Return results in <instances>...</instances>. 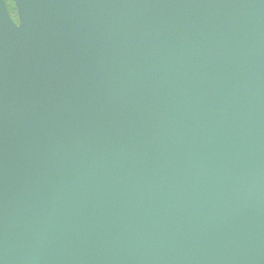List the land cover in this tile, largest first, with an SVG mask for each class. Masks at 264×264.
Returning <instances> with one entry per match:
<instances>
[{
    "label": "water",
    "instance_id": "95a60500",
    "mask_svg": "<svg viewBox=\"0 0 264 264\" xmlns=\"http://www.w3.org/2000/svg\"><path fill=\"white\" fill-rule=\"evenodd\" d=\"M0 0V264H264V0Z\"/></svg>",
    "mask_w": 264,
    "mask_h": 264
},
{
    "label": "rangeland",
    "instance_id": "374dc122",
    "mask_svg": "<svg viewBox=\"0 0 264 264\" xmlns=\"http://www.w3.org/2000/svg\"><path fill=\"white\" fill-rule=\"evenodd\" d=\"M12 1L13 0H7V5L9 8L10 14L13 17V19L16 21V23L20 24V16H19V12H18V8H17L16 4L14 3V6H10L11 5L10 3Z\"/></svg>",
    "mask_w": 264,
    "mask_h": 264
},
{
    "label": "trees",
    "instance_id": "16d2710c",
    "mask_svg": "<svg viewBox=\"0 0 264 264\" xmlns=\"http://www.w3.org/2000/svg\"><path fill=\"white\" fill-rule=\"evenodd\" d=\"M10 4H11L10 6H14V2L13 1Z\"/></svg>",
    "mask_w": 264,
    "mask_h": 264
}]
</instances>
